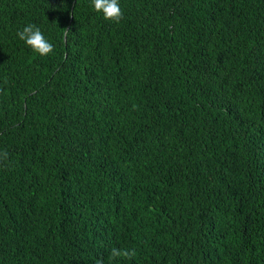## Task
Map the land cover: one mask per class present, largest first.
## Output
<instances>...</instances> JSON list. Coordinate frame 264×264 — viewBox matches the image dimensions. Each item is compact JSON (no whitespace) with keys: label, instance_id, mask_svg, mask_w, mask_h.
Here are the masks:
<instances>
[{"label":"trees","instance_id":"trees-1","mask_svg":"<svg viewBox=\"0 0 264 264\" xmlns=\"http://www.w3.org/2000/svg\"><path fill=\"white\" fill-rule=\"evenodd\" d=\"M120 3L0 0V264H264V0Z\"/></svg>","mask_w":264,"mask_h":264},{"label":"clouds","instance_id":"clouds-1","mask_svg":"<svg viewBox=\"0 0 264 264\" xmlns=\"http://www.w3.org/2000/svg\"><path fill=\"white\" fill-rule=\"evenodd\" d=\"M91 6L106 20L119 21L124 14L120 0H91ZM17 35L20 40L40 56H47L54 51V45L46 36L45 31L35 24H26L22 30L17 32ZM128 254L129 253L122 252L120 249L116 248H114L111 253L113 257H120L121 255Z\"/></svg>","mask_w":264,"mask_h":264}]
</instances>
